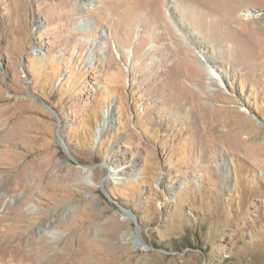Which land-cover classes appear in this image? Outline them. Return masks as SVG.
<instances>
[{"label": "rangeland", "instance_id": "1", "mask_svg": "<svg viewBox=\"0 0 264 264\" xmlns=\"http://www.w3.org/2000/svg\"><path fill=\"white\" fill-rule=\"evenodd\" d=\"M0 264H264V0H0Z\"/></svg>", "mask_w": 264, "mask_h": 264}, {"label": "bare ground", "instance_id": "2", "mask_svg": "<svg viewBox=\"0 0 264 264\" xmlns=\"http://www.w3.org/2000/svg\"><path fill=\"white\" fill-rule=\"evenodd\" d=\"M96 0H81V2H83V3H85V4H94V2H95ZM213 1H216V0H213ZM223 1V0H222ZM201 2H202V0H201ZM222 4H224V3H222ZM206 7H208V6H206ZM214 10V9H213ZM215 10L216 11H218V8L216 9V7H215ZM220 11V10H219ZM218 11V12H219ZM202 12V11H201ZM222 14V13H221ZM242 16L244 17V20H246V21H249V20H252V19H254L255 18V14L254 13H252L251 12V10L250 11H247V12H244V13H242ZM227 19V18H226ZM216 20V19H215ZM87 23L85 22L84 23V25H86ZM181 28V27H180ZM186 29H188V28H186ZM201 57V56H200ZM202 59V58H201ZM206 62H208L209 64H210V59H206L205 60ZM214 65H212V62H211V66L210 67H213ZM209 68V67H208ZM211 76H213L214 77V74H211ZM91 171V169L90 168H87V167H82V173L84 174V175H86L87 173H89ZM88 178V177H87ZM86 178V179H87ZM34 210H40L38 207H34L33 208ZM90 230V229H89ZM88 230V231H89ZM87 231V233L85 234L86 236H87V238H89V232ZM88 240V239H87Z\"/></svg>", "mask_w": 264, "mask_h": 264}]
</instances>
